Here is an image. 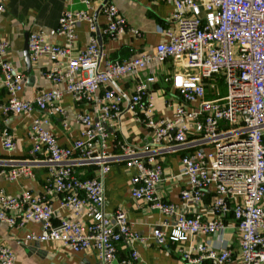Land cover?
<instances>
[{"label":"built area","instance_id":"1","mask_svg":"<svg viewBox=\"0 0 264 264\" xmlns=\"http://www.w3.org/2000/svg\"><path fill=\"white\" fill-rule=\"evenodd\" d=\"M6 1L0 0V12ZM81 1L89 6V0ZM160 1L172 5L168 23L160 28L164 39L151 52L123 60L110 59L100 47L85 9L61 12L56 31L63 44L48 42L42 31L30 32V61L47 57L46 77L63 84L62 90L40 89L31 100L20 96L24 74L7 58L8 41L0 37V86L6 93L0 113L40 112L27 131L29 154L40 155L35 163L40 160L46 168L45 195L51 191L59 197L54 208L46 196L29 189L4 194L0 188V222L15 227L38 224L40 230L29 231L25 240L56 243L72 252L90 250L100 264H136L139 251L130 246L127 257L117 258L118 245L143 238L124 210L104 208L102 178L111 164L123 162L134 169L131 197L161 214L149 236L154 242L165 245L196 235H223L219 247L201 243L183 251V264H227L232 259L264 264V0ZM100 10L106 18L104 34L140 35L114 4L105 3ZM84 20L90 24L88 42L73 52L76 27ZM170 59L173 72L163 81L171 84L177 98L167 101L171 115L159 116L150 90L157 78L140 73L150 63ZM132 74L137 77L134 89L126 91L120 81ZM63 93L81 106L76 115L81 134L70 146L60 145L49 128L53 113L66 118L59 103ZM123 105L145 130L147 141L142 146L123 142L116 153L108 149L109 128ZM0 141L6 150L16 146L7 127L0 129ZM166 142L172 143L167 151H181L179 169L185 182L179 204L158 192L163 177L159 147ZM20 176H33V165L0 169V177ZM206 196L210 216L193 210L204 205ZM62 210L69 214L61 216ZM234 235L236 255L228 247ZM15 262L16 253L0 243V264Z\"/></svg>","mask_w":264,"mask_h":264},{"label":"crops","instance_id":"2","mask_svg":"<svg viewBox=\"0 0 264 264\" xmlns=\"http://www.w3.org/2000/svg\"><path fill=\"white\" fill-rule=\"evenodd\" d=\"M105 3H112L125 17L128 25L140 32L139 36L123 34L110 37L103 33L106 23L105 16L101 13V7ZM65 8L72 10L85 9L92 17L95 25V36L100 47L112 60H123L130 56L151 52L154 46L164 39L160 28L166 26L172 12V5L164 1L153 0H89L86 6L81 0H73L70 5L67 0H7L5 10L0 12V37L8 41L7 58L14 68L24 74L23 89L20 96L31 100L36 91L40 89L62 90L63 84H55L46 77V71L50 65L47 57L41 56L38 61L32 63L27 69L24 49L28 34L33 31H42L48 42L63 44V36L57 34V25L61 12ZM172 30H175L172 28ZM90 35V24L84 20L76 27V42L73 52L85 47ZM174 61L150 63L141 71L142 75L154 74L157 78L150 90L153 96L155 112L159 116H170L171 107L167 101L177 98L174 95L171 84L163 81L164 77L172 74ZM136 75H127L121 79V86L126 91H132L136 83ZM0 100H6V93L0 86ZM66 110L65 120L53 113L50 116V130L56 136L58 143L70 146L71 142L80 137L81 124L76 115L81 106L74 103L68 94H62L59 100ZM39 111L31 115L26 114H1L0 129L7 127L15 140L16 146L12 150L2 147L0 141V169L9 170L21 164L33 165V176H20L15 180L0 177V188L4 194H16L22 189H29L35 194L46 196L54 208L59 205L58 195L44 193L47 182L46 168L35 159L40 155L29 154L30 140L27 131L32 118L38 116ZM64 121L66 125L64 126ZM190 140L195 139L193 132L188 133ZM147 141L145 130L140 127L126 105L122 112L109 128L108 149L111 152H120V144L131 142L142 146ZM166 142L159 147L158 157L163 160V177L158 185V192L166 201L180 203L179 193L185 182V176L179 169V156L181 151L172 153L165 149L171 145ZM192 146H188L190 149ZM186 148V149H188ZM183 149L182 151L186 150ZM89 172V171H88ZM92 172V171H90ZM134 169L129 168L123 162L111 164L109 171L103 176L104 208L106 211L122 209L127 215L133 229L143 238L141 241L131 244L118 245L117 258L127 257L131 247L139 251V260L136 264H183L181 253L191 247L207 243L213 247H219L223 239L222 234L213 236L196 235L181 243H167L159 245L149 236L152 228L161 219L160 212L151 209L148 204L130 195V182ZM94 174V173H89ZM208 196L204 198V205L193 210L210 216ZM191 210V209H189ZM61 216H67L68 211H60ZM58 218L56 217L55 220ZM230 223V222H229ZM40 226L35 223H27L24 227L9 226L0 222V243L8 245L16 253L15 264H100L93 251L86 250L72 252L56 243H37L25 240V234L29 231H39ZM233 243L228 247L236 255L238 249L237 235L233 236ZM227 264H238L237 259H232Z\"/></svg>","mask_w":264,"mask_h":264},{"label":"water","instance_id":"3","mask_svg":"<svg viewBox=\"0 0 264 264\" xmlns=\"http://www.w3.org/2000/svg\"><path fill=\"white\" fill-rule=\"evenodd\" d=\"M24 58H25L27 69H30L31 61H30V58H29V51H28L27 42H26V47L24 49Z\"/></svg>","mask_w":264,"mask_h":264},{"label":"trees","instance_id":"4","mask_svg":"<svg viewBox=\"0 0 264 264\" xmlns=\"http://www.w3.org/2000/svg\"><path fill=\"white\" fill-rule=\"evenodd\" d=\"M87 176H89V174H87Z\"/></svg>","mask_w":264,"mask_h":264}]
</instances>
